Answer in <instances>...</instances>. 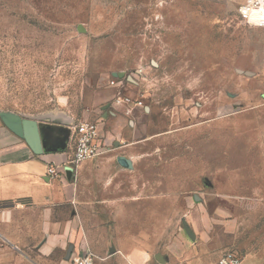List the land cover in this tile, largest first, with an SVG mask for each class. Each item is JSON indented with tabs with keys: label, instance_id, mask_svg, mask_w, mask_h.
Segmentation results:
<instances>
[{
	"label": "rangeland",
	"instance_id": "374dc122",
	"mask_svg": "<svg viewBox=\"0 0 264 264\" xmlns=\"http://www.w3.org/2000/svg\"><path fill=\"white\" fill-rule=\"evenodd\" d=\"M242 2L0 0V112L108 135L102 108L131 97L150 111L117 116L164 134L131 174L80 169L75 219L98 260L264 264V27Z\"/></svg>",
	"mask_w": 264,
	"mask_h": 264
},
{
	"label": "crops",
	"instance_id": "0c3cea01",
	"mask_svg": "<svg viewBox=\"0 0 264 264\" xmlns=\"http://www.w3.org/2000/svg\"><path fill=\"white\" fill-rule=\"evenodd\" d=\"M115 109L114 103L102 108L103 117L112 127L107 135L100 126L104 154L81 163L77 169L66 168L56 179L47 176L48 165L70 160L74 151L71 138L67 149L60 151L62 136L53 127L40 126L44 154L36 156L24 140L4 124L0 126V264H72L74 258L90 252L75 219L82 200L80 169L96 163L114 166L120 174H131L138 157H156L155 142L164 135L151 132L149 124L143 127L140 112L136 111L131 121L117 116ZM119 157L131 160L133 168L121 167ZM115 253L112 249L109 259L95 258L97 264H119L120 260H114Z\"/></svg>",
	"mask_w": 264,
	"mask_h": 264
},
{
	"label": "built area",
	"instance_id": "2783aa9c",
	"mask_svg": "<svg viewBox=\"0 0 264 264\" xmlns=\"http://www.w3.org/2000/svg\"><path fill=\"white\" fill-rule=\"evenodd\" d=\"M243 21L255 26L264 27V0H243L238 10ZM112 85L118 87L121 81L113 80ZM115 108H121L127 116L133 114L135 108L145 110L142 101H135L131 97L119 96L114 102ZM103 137L99 123L82 121L72 130L71 141L73 143V155L67 163H50L47 168V176L56 179L64 174L66 168L75 169L81 163L96 159L104 154ZM72 264H95V256L86 252L72 260ZM213 264H242L241 256L234 251L222 252Z\"/></svg>",
	"mask_w": 264,
	"mask_h": 264
},
{
	"label": "water",
	"instance_id": "95a60500",
	"mask_svg": "<svg viewBox=\"0 0 264 264\" xmlns=\"http://www.w3.org/2000/svg\"><path fill=\"white\" fill-rule=\"evenodd\" d=\"M79 30L80 32H82L81 29ZM114 78L118 80H123L125 78V74L124 73L115 74ZM129 81L132 82V79L129 78ZM0 120L11 133H13L18 138L24 140L36 156H42L44 154L40 123H38L35 120L27 119L19 115L8 112H0ZM62 134H65V136H63ZM58 135L62 136L61 137L62 144L60 151H65L67 149L66 143L70 139V131L65 129L63 130L62 133H58ZM118 163L121 167L125 169L133 168L131 160L125 157H119ZM185 228L188 236L193 241H195L196 235L194 234V232L187 225H185ZM157 260L161 262L159 256L157 257Z\"/></svg>",
	"mask_w": 264,
	"mask_h": 264
}]
</instances>
